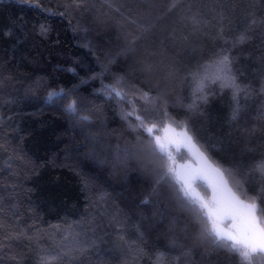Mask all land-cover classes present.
<instances>
[{"label": "trees", "instance_id": "obj_1", "mask_svg": "<svg viewBox=\"0 0 264 264\" xmlns=\"http://www.w3.org/2000/svg\"><path fill=\"white\" fill-rule=\"evenodd\" d=\"M222 51L236 100L197 91ZM136 116L187 124L264 214V0H0V264H246L201 241Z\"/></svg>", "mask_w": 264, "mask_h": 264}, {"label": "snow or ice", "instance_id": "obj_2", "mask_svg": "<svg viewBox=\"0 0 264 264\" xmlns=\"http://www.w3.org/2000/svg\"><path fill=\"white\" fill-rule=\"evenodd\" d=\"M252 23L256 21L253 20ZM40 31L45 34L47 29L41 26ZM246 38V35L242 34L238 41L243 42ZM204 68L205 75L197 84L198 92H203V80H209L211 83L223 81L222 87L233 90V99L239 97L243 89L231 75V60L226 51L218 53L212 63ZM209 68H214L211 76L207 75ZM119 84L120 81H117V85ZM107 87L110 93L124 98L117 86ZM64 95L66 94L63 91L52 92L49 99ZM140 98L145 101L149 99L147 93H142ZM201 98L206 100V97ZM76 106V101L72 100L66 110L74 113ZM238 112L237 107L234 109L233 119ZM134 114L135 109L127 113L128 116ZM136 119L139 122L138 127L147 133L155 151L164 159V175L170 179L181 198L202 218L201 241L210 240L213 245L236 253L246 264H252L256 256H264V214L255 197L241 199V193L234 190L229 181L231 171L222 169L208 157L196 142L187 124L168 121L164 123L163 128L158 129L156 123L147 124L140 116H136ZM158 131L161 134L157 135ZM181 150H184L188 157L183 163L177 159ZM256 171L264 175V162L257 164ZM198 184L204 186L206 193L199 190ZM235 187L241 188L239 182H236ZM23 236L25 233L21 230L14 238ZM57 259V255L44 254L40 257V264H54ZM157 260H160L159 256Z\"/></svg>", "mask_w": 264, "mask_h": 264}, {"label": "rangeland", "instance_id": "obj_3", "mask_svg": "<svg viewBox=\"0 0 264 264\" xmlns=\"http://www.w3.org/2000/svg\"><path fill=\"white\" fill-rule=\"evenodd\" d=\"M158 129L163 128V127H158ZM157 135L161 134L159 131L156 133ZM187 153L184 152V150H181V152L179 154H177V159L179 162L183 163L185 161V159H187ZM198 188L202 193L204 192V186L202 184H198Z\"/></svg>", "mask_w": 264, "mask_h": 264}]
</instances>
